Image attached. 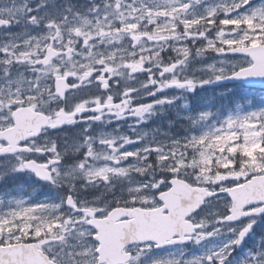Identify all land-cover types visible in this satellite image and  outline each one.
Returning a JSON list of instances; mask_svg holds the SVG:
<instances>
[{"label": "snow or ice", "instance_id": "1", "mask_svg": "<svg viewBox=\"0 0 264 264\" xmlns=\"http://www.w3.org/2000/svg\"><path fill=\"white\" fill-rule=\"evenodd\" d=\"M0 264H264V0H0Z\"/></svg>", "mask_w": 264, "mask_h": 264}]
</instances>
